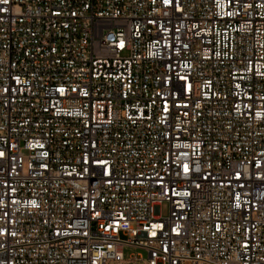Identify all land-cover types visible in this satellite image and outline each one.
Here are the masks:
<instances>
[{"label":"built area","instance_id":"2783aa9c","mask_svg":"<svg viewBox=\"0 0 264 264\" xmlns=\"http://www.w3.org/2000/svg\"><path fill=\"white\" fill-rule=\"evenodd\" d=\"M138 261L264 264V0H0V264Z\"/></svg>","mask_w":264,"mask_h":264},{"label":"rangeland","instance_id":"374dc122","mask_svg":"<svg viewBox=\"0 0 264 264\" xmlns=\"http://www.w3.org/2000/svg\"><path fill=\"white\" fill-rule=\"evenodd\" d=\"M160 213L162 216L167 215V205L163 203L160 207ZM124 258L127 259L131 254H139L141 257L146 258V251L141 248H134L131 246H125L123 249ZM132 264H142L141 261L134 262Z\"/></svg>","mask_w":264,"mask_h":264}]
</instances>
